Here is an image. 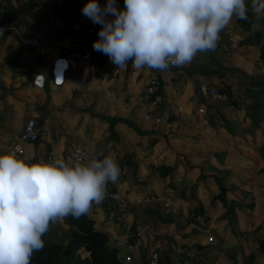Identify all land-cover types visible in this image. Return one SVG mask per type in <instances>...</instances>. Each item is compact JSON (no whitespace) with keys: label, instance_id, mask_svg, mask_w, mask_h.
<instances>
[{"label":"rangeland","instance_id":"374dc122","mask_svg":"<svg viewBox=\"0 0 264 264\" xmlns=\"http://www.w3.org/2000/svg\"><path fill=\"white\" fill-rule=\"evenodd\" d=\"M99 1L105 6L106 0ZM116 3L123 9L124 0ZM34 10L16 21L21 37L47 32L52 38L61 33L62 23H76L93 31L88 40L99 38L101 25L90 19L82 21L85 26L70 23L48 0ZM252 18L264 33V20ZM26 20H32L26 31L19 29ZM237 20L220 33L215 51L198 54L185 67L135 69L139 76L131 84L130 75L125 81L101 77L84 93L73 87L34 89L30 76L49 60L9 32L0 40V154L10 153L23 122L32 117L48 152L64 157L81 147L91 157L111 155L121 169V196L93 205L99 210L95 228L123 246L136 225L141 264L151 249L166 264H250L251 255L254 264H264L259 248L264 238V68L255 47L240 44L245 35ZM73 34L88 38L81 31ZM149 78L163 86L157 107L138 102ZM201 82L218 86L223 100L200 97ZM40 144L24 145L26 156L37 153ZM217 180L227 189L225 206L212 201ZM167 197L174 201L171 208L164 207ZM152 206L169 222L145 214ZM51 226L56 237L66 238L63 221Z\"/></svg>","mask_w":264,"mask_h":264},{"label":"clouds","instance_id":"9594fccd","mask_svg":"<svg viewBox=\"0 0 264 264\" xmlns=\"http://www.w3.org/2000/svg\"><path fill=\"white\" fill-rule=\"evenodd\" d=\"M83 15L102 27L93 49L117 70L166 71L215 51L233 18L264 20V0H89ZM111 17V18H109ZM121 175L111 156L89 159L77 149L71 163H30L0 154V264H31L52 224L80 218L99 205Z\"/></svg>","mask_w":264,"mask_h":264},{"label":"trees","instance_id":"16d2710c","mask_svg":"<svg viewBox=\"0 0 264 264\" xmlns=\"http://www.w3.org/2000/svg\"><path fill=\"white\" fill-rule=\"evenodd\" d=\"M10 5H0L2 8V17L0 24H11L19 19L21 15L39 8L42 0H8ZM53 5H57L64 12L76 13L85 17L81 9L89 2L85 0H48ZM97 2L102 6L101 2ZM238 25L244 32L245 37L241 39L242 46H258L259 60L264 63V44L261 40L264 38L263 30H257L255 20L249 15L247 20H237ZM131 66V64H129ZM132 67V66H131ZM130 67V68H131ZM160 90L156 96L163 99V86L159 83ZM161 99L159 104L161 103ZM163 101V100H162ZM162 105V104H161ZM164 108V105H162ZM161 109L158 110V113ZM161 114V113H160ZM96 158H103L99 156ZM218 193L212 197V201H218L223 206L227 205L225 195L227 189L220 185L217 180ZM145 214L157 215L158 219L166 224L168 219L162 217L158 207L144 208ZM95 219L87 213L80 218L68 216L63 220L64 229L67 233L65 239H59L52 232V226L43 237L44 247L42 250L35 252L31 258V264H121L119 259V248L111 245L108 236L95 229ZM136 225L132 227L131 234L127 238V243L135 245L137 242ZM259 248L264 252V238L259 240ZM250 264H254L251 255Z\"/></svg>","mask_w":264,"mask_h":264},{"label":"built area","instance_id":"2783aa9c","mask_svg":"<svg viewBox=\"0 0 264 264\" xmlns=\"http://www.w3.org/2000/svg\"><path fill=\"white\" fill-rule=\"evenodd\" d=\"M0 5H10L8 0H0ZM0 17H2V8H0ZM26 23L22 24V29L26 28ZM16 23L11 24H0V40L3 39L9 32L15 34L18 37L20 42L23 45L29 47L32 51L39 55H44L47 53V46L42 43L40 37L38 35L23 39L18 33V28L15 26ZM66 28L67 26H63ZM72 29L76 31H81L84 36L87 34L88 38L84 39V37L75 38L70 40L67 43L62 51L64 54L61 55V52L58 53V57L55 61V67H60L58 71H61L60 80L58 81V71L53 72L52 75V83L56 86L62 82L63 72H69L71 76L72 82L77 85L78 88H85L91 79H95L96 77H104V78H112L117 76H134L138 77L137 71L128 64L126 70H117L116 66L108 59V57L100 52H97L93 49V43L98 39H89V35L93 34V31L79 28L76 24H71ZM20 29V28H19ZM235 47V46H234ZM131 67V68H130ZM33 85L42 89L45 85L44 77L41 75L36 76L33 81ZM160 86L159 82L156 78H149L145 84V94L148 96V102L150 107H157L159 101L161 99L160 96H156L159 92ZM198 94L202 98H208L211 101L219 102L223 100V93L215 84H210L207 82H201L198 85ZM155 122H160V117H156ZM21 143H35L39 140V134L37 132V123L34 118H28L25 121L22 132L18 138ZM21 143L15 144L12 147L10 152H15L16 156L21 157L26 162H29L26 156L25 151L21 147ZM79 149L82 153L86 155V153L81 148H73L71 150V155L65 161L71 163L74 155ZM87 156V155H86ZM52 159H55V156L52 153H47L42 158L43 162H48ZM120 191L114 184H109L107 187V194L105 198H110L111 200H119L120 199ZM174 204L173 199L171 197H167L164 200V207L171 208ZM130 245V244H129ZM134 246V245H132ZM131 250V246L129 247ZM119 259L121 264H141V259L134 255L132 252L128 253H119ZM146 264H166L162 259L160 252L157 249L149 250L147 254Z\"/></svg>","mask_w":264,"mask_h":264},{"label":"crops","instance_id":"0c3cea01","mask_svg":"<svg viewBox=\"0 0 264 264\" xmlns=\"http://www.w3.org/2000/svg\"><path fill=\"white\" fill-rule=\"evenodd\" d=\"M33 11H35V10H32L31 12H33ZM30 12V13H31ZM36 12H33V14H35ZM65 15H66V17H69V20H66V21H68V22H70V23H72V22H81V24L84 22V20H89V18H87L86 16L85 17H82V16H79L78 14H76V13H69V12H65ZM65 19V18H64ZM65 21V20H64ZM83 21V22H82ZM24 22H27L26 23V28H28L29 27V24L32 22V20H30V21H28V20H26V21H24ZM256 22V21H255ZM13 23H16V21L15 22H13ZM76 24V23H75ZM256 24V23H255ZM83 25V24H82ZM17 26V25H16ZM63 26H67L66 28H64ZM83 26H85V25H83ZM18 27V26H17ZM22 27V25H20V27L19 28H21ZM26 28H24V31H26ZM256 28L258 29V25L256 24ZM74 32H76V30H74V29H72V27H71V24H63L62 23V25H61V33L59 34V35H55L54 37H48L47 38V32H45V34L44 35H39V34H35V36L36 35H38L39 37H40V39H41V41H42V43H44L46 46H47V53L46 54H44V55H39V54H37V53H35L36 55H38L39 57H43V58H48V63H46V65H45V68H44V70H41V71H37V72H35V73H33L31 76H30V85H32V87L34 88V89H36L37 91H46V90H52V91H55V90H62V91H64L65 89H67V88H74L76 91H78V92H82V93H84V92H86L88 89H90V87H91V85H94L95 83H98V82H101L102 80H101V77H96L95 79H91V81L89 82V84L85 87V88H78L77 87V85H75L73 82H72V80H71V76H70V73L69 72H63V75H62V82L60 83V84H58V85H54L53 83H52V75H53V72H56V70L58 71V69L60 68V67H55V61H56V58L58 57V53H60L61 52V55L62 54H64V52L62 51V49H64L65 48V46H67V43L70 41V40H73L74 38H75V34H73ZM23 39H27V38H24V37H22ZM32 38V37H31ZM26 46V45H25ZM247 47V46H246ZM253 47H255V50L257 51V54L255 55L256 56V59L257 60H259V47L258 46H253ZM248 49H251L252 47H247ZM131 64V63H130ZM261 64V63H260ZM132 66V65H131ZM261 66L264 68V63L262 62V64H261ZM133 68V67H132ZM134 69V68H133ZM59 70H61V69H59ZM61 71H58V73H60ZM57 74V73H56ZM38 75H41V76H43L44 77V81H45V85H44V87L42 88V89H38V88H36L34 85H33V81L35 80V78H36V76H38ZM126 76H129V75H126ZM126 76H117V77H112V78H105V81H109V80H111V81H113L114 79H119V80H124L125 81V78H126ZM131 78H128V82H129V84H131V82H132V78H134V76H130ZM102 78H104V77H102ZM145 78V77H144ZM60 80V76H58V81ZM120 82V81H119ZM163 93V99H164V92H162ZM199 95V94H198ZM200 96V95H199ZM201 97V96H200ZM142 100H145V102L146 101H148V96L145 94V92H144V95L143 96H141V97H139L138 98V102L140 103V102H144V101H142ZM190 103V107H189V109H192L193 108V106H194V101H190L189 102ZM178 108L181 110L182 109V107L181 106H178ZM198 112H202V111H204V108H202V107H199L198 108V110H197ZM32 118V117H31ZM27 120V119H26ZM25 120V121H26ZM25 121L23 122V124H22V129H23V126H24V124H25ZM36 123H37V132H38V134H39V132H40V126H39V123H38V121L36 120ZM21 132H22V130H21ZM21 132H20V134H21ZM20 134L16 137V141H17V143H21V142H19V140H18V138H19V136H20ZM38 143H41L40 145H39V147H38V149H37V153H36V151L34 152V155H31V157H27V159H28V161L30 162V163H37V162H41L42 161V158L45 156V154H47V153H52L54 156H55V158H59V159H64V160H66V159H68L69 157H70V155H71V150L68 152V154H66V156H60V155H56V154H54L53 152H48V151H46V143L44 142V139H42L41 138V135L39 134V140L37 141ZM22 144V148H23V146L24 145H26L27 147H29V145H32V144H34V143H21ZM26 147V149H24L25 150V152H26V150L28 149ZM77 148H81V147H77ZM85 153H86V155H87V157L89 158V159H91V158H96V157H99V156H106L105 154H100V155H95V157H91V155L90 154H88V152L85 150V149H83V148H81ZM17 158H19V159H21V160H23L21 157H19V156H17ZM115 186H117V188H119V191H120V187H121V183H118L117 182V184H114ZM122 189H123V185H122ZM124 189H125V187H124ZM120 194H121V192H120ZM108 200H111L110 198H104L103 199V201H102V203H106ZM111 201H114V200H111ZM99 212V210H97L96 208H91V210L88 212V213H90V215L95 219V217H96V214H99L98 213ZM96 221V220H95ZM95 226H96V223H95ZM96 229V228H95ZM127 229H130V226H128L127 227ZM117 230V229H116ZM100 232H102V231H100ZM127 232H128V230H127ZM103 233H105L107 236H108V238H109V235L106 233V232H104L103 231ZM129 234H131L130 232H128L127 233V238H128V236H129ZM109 242H110V244L111 245H114V246H116V247H118L119 248V251H120V253H128V252H132L134 255H136L137 257H139L138 256V254H139V252H138V244H137V242H136V244L134 245V246H132V245H129L128 243H127V239H126V242H125V245H119L118 243H116V242H112L111 241V239L109 238ZM131 246V250H129V247Z\"/></svg>","mask_w":264,"mask_h":264},{"label":"bare ground","instance_id":"6f19581e","mask_svg":"<svg viewBox=\"0 0 264 264\" xmlns=\"http://www.w3.org/2000/svg\"><path fill=\"white\" fill-rule=\"evenodd\" d=\"M57 74L60 76L61 72L60 73L57 72Z\"/></svg>","mask_w":264,"mask_h":264}]
</instances>
